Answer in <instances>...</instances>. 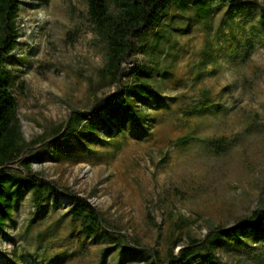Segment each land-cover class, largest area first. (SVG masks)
<instances>
[{"label": "rangeland", "instance_id": "rangeland-1", "mask_svg": "<svg viewBox=\"0 0 264 264\" xmlns=\"http://www.w3.org/2000/svg\"><path fill=\"white\" fill-rule=\"evenodd\" d=\"M209 1L202 16L172 4L125 64L136 75L117 82L102 71L105 42L85 0H22L23 35L8 68L27 141L101 98L128 99L56 151L50 141L33 148L43 159L33 170L61 197L49 194L37 209L32 191L16 194L0 264H144L153 251L166 263L190 237L264 204V0ZM71 193L99 210L105 228L96 235L72 218ZM218 254L223 264H264V231L224 239Z\"/></svg>", "mask_w": 264, "mask_h": 264}, {"label": "trees", "instance_id": "trees-1", "mask_svg": "<svg viewBox=\"0 0 264 264\" xmlns=\"http://www.w3.org/2000/svg\"><path fill=\"white\" fill-rule=\"evenodd\" d=\"M87 19L95 32L105 42L106 63L103 73L121 80L124 76L136 75V69L127 71L126 63L140 47V39L150 30L158 26L164 19L169 7L173 4L186 11L190 5L202 16L208 10L209 0H85ZM22 0H0V244L5 234L6 225L12 216L15 196L23 190L32 191L36 208H41L49 194L61 193L52 181L33 170L36 158L33 148L50 141L56 151L61 139H68L79 131L78 127L86 120H91L101 110L111 105L126 104L127 97L121 99L111 96L97 100L89 111H74L67 122L53 128L49 137L41 136L40 140L27 141L22 130V122L18 115L17 98L13 93V78L8 68V56L15 50L19 38L23 35L17 17ZM139 92L143 101L148 84ZM130 96V95H129ZM128 96V97H129ZM115 114L114 110H110ZM18 164L20 171L13 165ZM69 211L74 220H80L82 231L94 236L105 228V222L95 205L89 198L71 193ZM62 204L61 202H59ZM264 231V204L253 212L238 220L234 225L211 229L203 239L190 237L189 241L178 253L170 250L167 262L156 251L152 259L144 264H187L200 253L198 264H223L218 250L224 239L240 240L250 233L260 234ZM103 257L100 264H104ZM133 264V263H128Z\"/></svg>", "mask_w": 264, "mask_h": 264}]
</instances>
